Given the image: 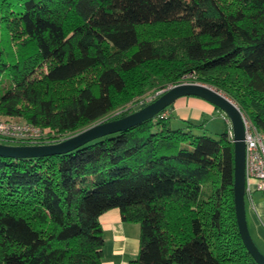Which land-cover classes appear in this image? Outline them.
<instances>
[{
  "label": "trees",
  "instance_id": "obj_1",
  "mask_svg": "<svg viewBox=\"0 0 264 264\" xmlns=\"http://www.w3.org/2000/svg\"><path fill=\"white\" fill-rule=\"evenodd\" d=\"M236 1L0 0V117L45 127L52 143L135 110L111 115L134 99L131 80L140 94L192 73L264 131V0ZM181 21L180 37L139 35ZM95 66V86L57 92ZM171 105L68 152L0 155V264H102L110 208L139 224L130 264H258L236 224L227 128L172 126Z\"/></svg>",
  "mask_w": 264,
  "mask_h": 264
},
{
  "label": "water",
  "instance_id": "obj_2",
  "mask_svg": "<svg viewBox=\"0 0 264 264\" xmlns=\"http://www.w3.org/2000/svg\"><path fill=\"white\" fill-rule=\"evenodd\" d=\"M193 95L221 109L232 132L233 143V202L239 235L247 251L258 264H264V253L254 243L246 219L245 172H244V127L239 107L227 96L210 85L200 82H180L167 88L152 101L119 117L99 121L87 128L52 143L10 144L0 142V155L7 157H38L71 151L88 141L107 134L125 130L152 118L171 105L178 97Z\"/></svg>",
  "mask_w": 264,
  "mask_h": 264
},
{
  "label": "rangeland",
  "instance_id": "obj_3",
  "mask_svg": "<svg viewBox=\"0 0 264 264\" xmlns=\"http://www.w3.org/2000/svg\"><path fill=\"white\" fill-rule=\"evenodd\" d=\"M219 2L222 5V7L227 9V10H234L240 6L239 2H237L236 0H219ZM244 9L247 10V7H244ZM249 18L250 17L248 16L247 20ZM138 31H139V35L141 37L152 38L153 40H155V42L161 43L163 40L162 38H164L167 35H169V36L172 35L173 37H180L184 33H188L190 31V29H189V22L188 21L187 22L181 21V22H175V23H171V24L142 25V26L138 27ZM98 69H99V67L95 66V67L85 71L84 73L75 77L73 80L62 84L61 90H57V92L59 94L62 93L60 95H63L65 98V96L68 95L69 92L76 90L80 86H83V85L95 86L96 73H97ZM193 76L194 75L192 73L185 74V75L181 76V78H180L181 82H190L189 79L193 78ZM5 78L6 77L3 76V78H0L1 79L0 81H4ZM134 81L135 80H131L128 84V89H129V91L131 90V92H133V94L131 96H134L133 97L134 99L133 100L130 99L131 101H129L128 103H127L126 99H124L120 103L121 105L118 106L116 109H114V111L111 113V115H117L118 113H120L121 111L126 109V107H128V106H130V107L132 106L133 109H138L139 107H141V106L145 105L146 103L152 101V99H150V98L154 94L159 93L158 95H160L162 92H164L170 86L177 84V83L167 82L165 84L160 85L158 83V86L155 85V86L150 87V88H148L147 85H145L144 86L145 91H142L140 94H137V92L134 89L135 88ZM197 82H199V81H197ZM217 91H219V90H217ZM219 92H221V91H219ZM147 97H148V99H147ZM217 114L219 115L218 118H216L215 120L210 121V122L207 121L205 123L206 127L204 126L202 130H196L195 132L197 134L206 133V134L211 135L213 137H218L220 135V133H222L223 131L226 130L227 126L224 125V120H223L224 115H225L224 112L221 109L217 108ZM241 115H244V114L241 113ZM14 118H16V117H14ZM225 121L227 122L228 120H225ZM175 125H176V123L173 122L172 126H175ZM251 183H252L251 187H252V189H254L253 181ZM204 186L206 189L209 188L208 184H204ZM253 204H254V209L252 208V205H250L249 202L245 199V211H246L247 224H248V228H249V231H250V234H251V237H252L254 243L256 244L258 249L262 253H264V240H262L261 238H259L256 235L252 216H251V213H254L257 216L259 215V218H260L259 221L261 222L262 227H264V224H262V222H264V193H262L261 191H258L256 189L253 190Z\"/></svg>",
  "mask_w": 264,
  "mask_h": 264
},
{
  "label": "crops",
  "instance_id": "obj_4",
  "mask_svg": "<svg viewBox=\"0 0 264 264\" xmlns=\"http://www.w3.org/2000/svg\"><path fill=\"white\" fill-rule=\"evenodd\" d=\"M217 108L205 99L186 95L178 97L170 106V115L176 124L185 120L194 122L213 121L219 117ZM224 125L229 128V123ZM206 127V126H205ZM256 235L264 240V227L259 215L251 213ZM104 243L102 247V264H130L139 249V224L122 221L117 208H110L99 216Z\"/></svg>",
  "mask_w": 264,
  "mask_h": 264
},
{
  "label": "built area",
  "instance_id": "obj_5",
  "mask_svg": "<svg viewBox=\"0 0 264 264\" xmlns=\"http://www.w3.org/2000/svg\"><path fill=\"white\" fill-rule=\"evenodd\" d=\"M154 94L150 99H153ZM148 99V97H147ZM168 111L161 113L166 116ZM224 119L228 120L224 115ZM244 127V172H245V199L253 204V190L264 193V131L258 129L247 117L242 115ZM229 123V120L227 121ZM48 129L12 117H0V142L10 144H40L51 143L47 136ZM228 137L232 141V132L229 125ZM62 140V139H61ZM59 141V140H58ZM56 142V141H54ZM254 189H252V182ZM264 224V222H262Z\"/></svg>",
  "mask_w": 264,
  "mask_h": 264
}]
</instances>
